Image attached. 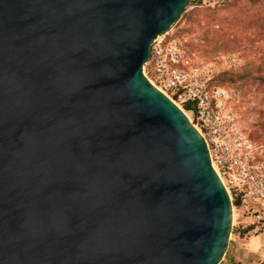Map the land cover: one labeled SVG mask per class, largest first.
Instances as JSON below:
<instances>
[{"label":"water","instance_id":"obj_1","mask_svg":"<svg viewBox=\"0 0 264 264\" xmlns=\"http://www.w3.org/2000/svg\"><path fill=\"white\" fill-rule=\"evenodd\" d=\"M190 0H0V264H221L233 211L146 78Z\"/></svg>","mask_w":264,"mask_h":264},{"label":"built area","instance_id":"obj_2","mask_svg":"<svg viewBox=\"0 0 264 264\" xmlns=\"http://www.w3.org/2000/svg\"><path fill=\"white\" fill-rule=\"evenodd\" d=\"M227 1L203 0V4L215 8ZM171 37L168 32L155 42L144 74L205 139L232 204L230 239L248 242L264 237V145L250 139L240 126L232 106L236 96L214 86L218 68L192 63L183 45Z\"/></svg>","mask_w":264,"mask_h":264},{"label":"rangeland","instance_id":"obj_3","mask_svg":"<svg viewBox=\"0 0 264 264\" xmlns=\"http://www.w3.org/2000/svg\"><path fill=\"white\" fill-rule=\"evenodd\" d=\"M169 33L189 61L218 68L214 86L236 96L232 106L240 126L264 145V0H229L215 8L190 0ZM252 239L253 249L264 251V237ZM229 249L221 264H231ZM247 251L242 245L238 264H254L258 257L264 264V253L247 256Z\"/></svg>","mask_w":264,"mask_h":264},{"label":"crops","instance_id":"obj_4","mask_svg":"<svg viewBox=\"0 0 264 264\" xmlns=\"http://www.w3.org/2000/svg\"><path fill=\"white\" fill-rule=\"evenodd\" d=\"M254 240L251 239L250 241H248L247 243H243L241 242L240 240H235V244L231 246V248L229 249V254H231V257H230V263L231 264H238L237 261L239 260V255L241 254L240 252V248L243 246H246V249L248 250L246 252L247 256L248 255H259V256H262L264 253V251L262 250L261 253H258L257 250H254L253 248L255 247V244H254ZM255 253H258V254H255ZM245 254V253H244ZM258 261H260V257L257 258ZM257 260L254 264H258L257 263Z\"/></svg>","mask_w":264,"mask_h":264}]
</instances>
